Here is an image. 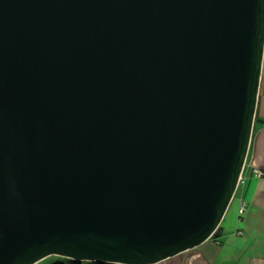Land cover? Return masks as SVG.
Listing matches in <instances>:
<instances>
[{"label":"water","instance_id":"95a60500","mask_svg":"<svg viewBox=\"0 0 264 264\" xmlns=\"http://www.w3.org/2000/svg\"><path fill=\"white\" fill-rule=\"evenodd\" d=\"M263 56L264 0H0V264H154L208 240Z\"/></svg>","mask_w":264,"mask_h":264},{"label":"crops","instance_id":"0c3cea01","mask_svg":"<svg viewBox=\"0 0 264 264\" xmlns=\"http://www.w3.org/2000/svg\"><path fill=\"white\" fill-rule=\"evenodd\" d=\"M252 168L263 175L255 177ZM238 186L215 236L200 245L154 264H264V56L259 84L255 121ZM245 202L239 214L241 201ZM58 264H107L93 261Z\"/></svg>","mask_w":264,"mask_h":264},{"label":"built area","instance_id":"2783aa9c","mask_svg":"<svg viewBox=\"0 0 264 264\" xmlns=\"http://www.w3.org/2000/svg\"><path fill=\"white\" fill-rule=\"evenodd\" d=\"M243 171H244V169H243ZM251 173L255 177H260V176L263 175V171L261 169H259V168H252L251 169ZM243 181H244V177H243V172H242V174L240 176V179H239V182H238V185H237V188ZM244 208H245V202L242 200L240 202V206H239V214H242V212L244 211Z\"/></svg>","mask_w":264,"mask_h":264},{"label":"rangeland","instance_id":"374dc122","mask_svg":"<svg viewBox=\"0 0 264 264\" xmlns=\"http://www.w3.org/2000/svg\"><path fill=\"white\" fill-rule=\"evenodd\" d=\"M64 259L55 256H48L41 261L37 262L36 264H58L61 263Z\"/></svg>","mask_w":264,"mask_h":264},{"label":"trees","instance_id":"16d2710c","mask_svg":"<svg viewBox=\"0 0 264 264\" xmlns=\"http://www.w3.org/2000/svg\"><path fill=\"white\" fill-rule=\"evenodd\" d=\"M216 233H217V230L213 233L212 237L215 236ZM55 257H58V256H55ZM59 258L64 259V261H68V262H77V261H73V260H70V259H67V258H63V257H59Z\"/></svg>","mask_w":264,"mask_h":264}]
</instances>
